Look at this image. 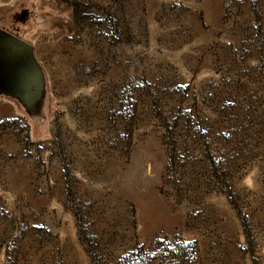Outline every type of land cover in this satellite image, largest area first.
<instances>
[{"label": "rangeland", "instance_id": "1", "mask_svg": "<svg viewBox=\"0 0 264 264\" xmlns=\"http://www.w3.org/2000/svg\"><path fill=\"white\" fill-rule=\"evenodd\" d=\"M72 1L0 0V264H264V0Z\"/></svg>", "mask_w": 264, "mask_h": 264}, {"label": "water", "instance_id": "2", "mask_svg": "<svg viewBox=\"0 0 264 264\" xmlns=\"http://www.w3.org/2000/svg\"><path fill=\"white\" fill-rule=\"evenodd\" d=\"M17 78H20L23 90L27 92H16L14 85ZM1 80L9 83L11 92L0 85V93H6L28 104L39 97L44 83L42 70L34 57L32 46L2 29H0Z\"/></svg>", "mask_w": 264, "mask_h": 264}, {"label": "trees", "instance_id": "3", "mask_svg": "<svg viewBox=\"0 0 264 264\" xmlns=\"http://www.w3.org/2000/svg\"><path fill=\"white\" fill-rule=\"evenodd\" d=\"M46 0H39V3L40 4H44L46 5ZM57 2H60L63 4L62 8L58 7L57 5H55L54 7L58 10V12H61L63 13L64 15L69 12L70 13V17H75L74 16V9H73V5H74V2L72 0H57ZM60 6V5H59ZM54 27H57V26H64V27H69L67 24H63V23H56L53 25ZM72 27H74V22L73 24H71L70 28L72 29ZM70 29V30H71ZM244 227L246 229V231H248V228H247V223H244Z\"/></svg>", "mask_w": 264, "mask_h": 264}, {"label": "flooded vegetation", "instance_id": "4", "mask_svg": "<svg viewBox=\"0 0 264 264\" xmlns=\"http://www.w3.org/2000/svg\"><path fill=\"white\" fill-rule=\"evenodd\" d=\"M0 85H1V87H4L5 88V90H7L8 92H11V90H10V85H9V83H7V81L6 80H1L0 81ZM6 85H8L9 87L8 88H6L5 86ZM15 87H16V92H27V91H24L23 90V86H22V82H21V80H20V78H17L16 79V82H15V85H14ZM26 94V93H25Z\"/></svg>", "mask_w": 264, "mask_h": 264}]
</instances>
